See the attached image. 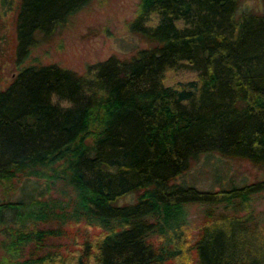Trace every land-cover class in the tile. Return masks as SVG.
Wrapping results in <instances>:
<instances>
[{"label": "trees", "instance_id": "16d2710c", "mask_svg": "<svg viewBox=\"0 0 264 264\" xmlns=\"http://www.w3.org/2000/svg\"><path fill=\"white\" fill-rule=\"evenodd\" d=\"M92 1H1L15 71L0 85V184L43 186L0 198V264H264V176L179 178L211 150L264 168V3L137 0L127 26L144 43L129 54L82 71L31 54ZM188 201L205 203L194 236Z\"/></svg>", "mask_w": 264, "mask_h": 264}, {"label": "rangeland", "instance_id": "374dc122", "mask_svg": "<svg viewBox=\"0 0 264 264\" xmlns=\"http://www.w3.org/2000/svg\"><path fill=\"white\" fill-rule=\"evenodd\" d=\"M1 1L3 0H0V85H3L15 71V7ZM263 3L264 0H241L238 11L244 7L259 9ZM136 4L137 0H93L74 13L58 31L48 38H41L31 54L37 60L57 61L77 71H82L86 63L111 53L127 55L144 43L127 26L128 19L135 13ZM262 176L264 168L249 159L228 157L211 150L204 152L179 178L201 187L221 188ZM42 186L41 178L32 175L15 178L12 182L0 184V198L38 194ZM255 204L258 208L264 205L262 194H256ZM186 206L191 227L189 235L194 236L193 231L198 229V223L204 216L205 203L188 201Z\"/></svg>", "mask_w": 264, "mask_h": 264}]
</instances>
